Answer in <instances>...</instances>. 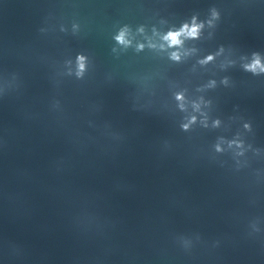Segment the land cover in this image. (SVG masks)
Here are the masks:
<instances>
[{
  "label": "water",
  "instance_id": "water-1",
  "mask_svg": "<svg viewBox=\"0 0 264 264\" xmlns=\"http://www.w3.org/2000/svg\"><path fill=\"white\" fill-rule=\"evenodd\" d=\"M252 53L264 0H0V264H264Z\"/></svg>",
  "mask_w": 264,
  "mask_h": 264
},
{
  "label": "clouds",
  "instance_id": "clouds-1",
  "mask_svg": "<svg viewBox=\"0 0 264 264\" xmlns=\"http://www.w3.org/2000/svg\"><path fill=\"white\" fill-rule=\"evenodd\" d=\"M217 19H219V12L216 11V9H212L211 18L207 21V23L209 24V26H212L213 22ZM203 26V23H196V19L194 17L191 25L185 23L178 31H169L166 35L163 36V40L168 43L169 47L178 46L182 43V36L188 38L198 37L199 32L203 28ZM126 34L127 29L121 30L119 35H117L116 37L117 41L121 44H128L129 41L126 39ZM161 47H163V45H161ZM172 58L178 60L179 55L177 53H173ZM212 59V56L207 57L208 61H211ZM78 60L81 61L80 68L81 70H83L84 65L82 61L84 60V57H79ZM243 68L246 71L252 72L253 74L264 73V61H262L258 53H252V59L250 60V62L243 64ZM224 83H227V80H225ZM185 127H187V125H185ZM245 127H247V125H245Z\"/></svg>",
  "mask_w": 264,
  "mask_h": 264
}]
</instances>
